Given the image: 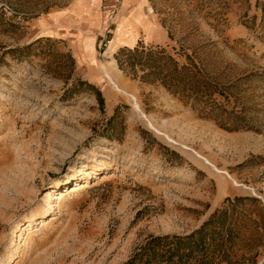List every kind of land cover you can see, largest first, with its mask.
Masks as SVG:
<instances>
[{
  "label": "rangeland",
  "instance_id": "rangeland-1",
  "mask_svg": "<svg viewBox=\"0 0 264 264\" xmlns=\"http://www.w3.org/2000/svg\"><path fill=\"white\" fill-rule=\"evenodd\" d=\"M122 1L0 0V264H264V0Z\"/></svg>",
  "mask_w": 264,
  "mask_h": 264
},
{
  "label": "crops",
  "instance_id": "crops-1",
  "mask_svg": "<svg viewBox=\"0 0 264 264\" xmlns=\"http://www.w3.org/2000/svg\"><path fill=\"white\" fill-rule=\"evenodd\" d=\"M146 0H123L121 9L123 13L120 15V18L123 19L128 15L130 11H134L135 9H138L139 17L137 19H128L125 20L126 22L124 25L126 26H139L143 27L149 23V17L147 16L146 12L144 11ZM125 11L126 12L125 14Z\"/></svg>",
  "mask_w": 264,
  "mask_h": 264
},
{
  "label": "bare ground",
  "instance_id": "bare-ground-1",
  "mask_svg": "<svg viewBox=\"0 0 264 264\" xmlns=\"http://www.w3.org/2000/svg\"><path fill=\"white\" fill-rule=\"evenodd\" d=\"M93 164H95V165H100L101 164V162L99 161H95ZM86 165V164H85ZM81 171V170H80ZM71 178H74V175H72V176H70ZM61 195V194H60Z\"/></svg>",
  "mask_w": 264,
  "mask_h": 264
}]
</instances>
